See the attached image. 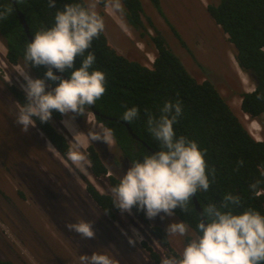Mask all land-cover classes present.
Returning a JSON list of instances; mask_svg holds the SVG:
<instances>
[{"label": "trees", "instance_id": "1", "mask_svg": "<svg viewBox=\"0 0 264 264\" xmlns=\"http://www.w3.org/2000/svg\"><path fill=\"white\" fill-rule=\"evenodd\" d=\"M0 0V39L2 40L9 65H23L34 79H44L47 69L44 66L28 64L24 59L26 45L29 43L17 18L20 12L28 27L32 39L35 33L54 24L57 11H63L65 5L79 4L87 8L84 0H54V7L49 6V0ZM155 10L163 16L159 0H149ZM122 16L126 24L135 31H142V6L140 0H120ZM11 8V12L6 10ZM206 11L213 22L227 35L229 43L235 51V61L238 67L250 74L256 81L251 92L240 95V110L251 119L264 118V0H217L209 4ZM175 36L178 35L174 32ZM156 55L151 67H146L138 61L125 58L112 48L103 32L92 41V46L85 52L95 54L96 61L91 70H99L105 74L106 91L93 105L96 122L113 132L115 145L124 159L142 161L145 154L159 151L160 145L148 131L147 109L154 117H159L160 109L166 101L181 102L182 114L173 125L176 136H185L195 141L200 149L206 152L205 160L209 169L215 170V177H209L211 184L208 191H198L194 196L202 212L208 203L220 204L227 193L241 198V207L237 213L252 208L264 215V141H256L233 113L228 103L219 94L215 86L208 80L198 82L185 70L180 60L168 48L164 39L154 31L151 37ZM84 57H76L72 69L61 73L69 78L71 72L81 66ZM54 74V73H53ZM50 89L58 85V81H45ZM11 92L20 105L26 103L25 93L11 87ZM48 91V89H46ZM139 109V118L132 122L122 119L126 109ZM91 112L87 106L85 111L76 115L82 117ZM61 114L53 111L50 121L41 123L33 117L36 127L49 141L58 154L65 158L70 149L69 143L51 121L61 120ZM264 122V119H263ZM123 123H126L138 140L133 139ZM264 129V123L262 124ZM153 151V153L149 150ZM86 157L90 161L89 170L95 178L104 177L107 169L102 163L98 152L92 145L87 147ZM243 161V165L238 162ZM110 189L119 183V179L108 176ZM259 182L255 190L250 185ZM86 192L95 204L110 219L114 220L120 212L113 205L112 194L100 193L90 183L86 184ZM131 213L146 222L143 211L134 207ZM174 216L189 225L195 233L200 214L195 209L192 198L187 212L179 208L174 210ZM150 233L158 243L172 255H176L170 247L168 237L163 228L152 226ZM197 234V233H195ZM144 248L152 259L159 263L161 258L145 244ZM0 264H13L1 260Z\"/></svg>", "mask_w": 264, "mask_h": 264}, {"label": "rangeland", "instance_id": "2", "mask_svg": "<svg viewBox=\"0 0 264 264\" xmlns=\"http://www.w3.org/2000/svg\"><path fill=\"white\" fill-rule=\"evenodd\" d=\"M84 1L87 7L90 4L96 5L94 10L103 18L104 30L102 32L106 36L108 44L120 55L129 60L138 61L146 67H151L152 60L156 55L151 40L156 30L164 39L168 48L180 60L189 75L198 82L210 81L228 103L242 125L248 132L250 131L251 137L257 141H264V129L262 127L264 118L251 119L240 110V95L254 89V78L238 68L234 58L235 51L232 44L229 43L227 35L213 22L206 11V6L215 4L217 0H159L163 16L155 10L149 0H140L142 6L141 20L144 28L142 31H135L129 27L122 13L114 11L108 6L109 0ZM174 32L178 37L175 36ZM5 55L6 49L0 39V91L2 92L0 94L2 109V111L0 110V147L3 150L11 148L8 153L11 159L18 162L20 166L23 164L21 162H26L24 157L20 156V150H24V140L28 144L32 141V144L39 145L45 152L37 151V155L27 154V159L31 161V164L38 169L39 173H43L41 174L42 179L39 178L36 182L33 180L25 182L23 178L17 176V171L13 173L12 177L7 173L8 171L0 167V259H9L17 264H19V261L23 264H40L37 258H41L32 248V245L36 246L38 242L35 237L33 239L23 229L25 218L27 220L29 218L33 228L39 231L42 237H40L41 240H50L49 235H52V240L58 245H56L55 251L63 262L64 260L66 263L69 262L67 264H80V255L77 254V251L81 255H90L92 253L91 249L93 252L109 254L117 261V264H154L149 259L143 244L153 249L162 259L172 255L159 246L156 239L149 233V228L159 226L166 232L169 223L180 222L174 215L172 217L165 216L163 219L160 216L151 220L146 218V222H142L131 212L120 211L116 218L110 221L94 207L95 205L89 201V197L88 201L90 203L88 204L79 195L82 193L81 195L87 199V195H85L87 183L93 185L100 193L111 194L107 177L113 176L120 179L130 167V163L123 158L112 139L107 143L89 142L87 133L89 131L100 132L102 126L96 122L91 112L84 113L82 117H77L75 114H70L69 117L61 116L60 121L51 122L64 135L70 148L72 144L78 143L79 150L85 155L89 145L95 148L107 169V174L98 179L91 175L89 164L84 165L82 170L67 157L59 156L35 126L30 127L27 133H24L18 126L17 128L20 131L16 132L12 129L4 114H8L12 120L14 117L16 119L19 108L12 103L9 94L4 92L2 85H15L22 90L25 82L20 73L26 71L31 78L33 77L25 66L21 64L9 65L5 60ZM236 69L243 73L247 82L246 85L241 82L242 79L238 76ZM46 89L48 91L52 90L48 87ZM241 116L248 117L249 121ZM19 127L21 126L19 125ZM12 144L16 145L17 149H14V146L11 147ZM0 157L5 166L12 164L4 153L0 152ZM40 157L44 158L43 162ZM27 164L30 166L29 163ZM18 181L24 186H21ZM63 183H66V185ZM18 191H23L24 199L17 195ZM40 192L59 193L70 206L68 216L62 218L63 223H75L81 219L92 222L95 239H83L72 231H69L70 234L66 235L65 230L59 225H57V228L60 232L70 238L71 242L68 241L70 245L67 242L64 243L58 235L53 236L50 231L51 227L50 229L46 227L47 223L37 213L38 207L35 205V199L38 198ZM73 194H76L75 197ZM76 197L78 199H75ZM53 198L54 205H50V208L54 210L62 209L63 207L57 198L55 199V196ZM8 202L16 205L17 210L21 213L17 215ZM79 203H84L83 210L79 209ZM91 205L102 218V220H99L96 217L97 223H95L94 215H90L91 212L94 213ZM42 207L48 212L46 206L42 205ZM71 210L76 213V216L72 214ZM160 215L163 216V213ZM194 234L192 230H189L186 237L167 234L173 252L179 256L183 246ZM129 241L134 243L130 244ZM37 249L38 253H44L40 247ZM161 261L157 264H161Z\"/></svg>", "mask_w": 264, "mask_h": 264}, {"label": "clouds", "instance_id": "3", "mask_svg": "<svg viewBox=\"0 0 264 264\" xmlns=\"http://www.w3.org/2000/svg\"><path fill=\"white\" fill-rule=\"evenodd\" d=\"M49 6L54 7V0H49ZM108 6L114 11H123L120 0H109ZM95 7V4L87 8L79 4L65 5L63 11L56 12L54 24L37 31L26 45L25 61L33 67L44 66L47 71L44 79H33L26 71L20 73L25 82L22 90L26 103L21 105L15 122L24 133L35 126L33 117L47 123L53 111L66 117L80 115L104 95L105 74L99 70L90 71L96 61L94 53L88 52L85 56L92 41L104 30L103 18ZM6 11L10 13L11 8ZM2 18L4 14L0 13ZM76 57L84 58L68 79L53 74V69L59 73L72 69ZM46 80L59 83L46 91ZM145 114L148 131L159 142V151L145 154L142 161H131L119 183L110 189L113 205L128 213L135 207L149 220L157 216L161 219L172 217L177 208L187 212L191 198L198 191H208L209 177L214 179L215 170L208 168L204 158L206 152L195 141L176 136L173 125L182 114L179 100L166 101L159 117H154L147 109ZM138 118L139 109L135 106L126 109L122 116L129 123ZM112 138V130L103 126L100 132L87 133L89 142L107 143ZM79 147L78 143L72 144L67 158L83 170L90 161ZM243 163L238 162L239 165ZM258 183L250 185V189L255 190ZM240 207L241 198L232 193L225 194L219 205L208 203L196 224L197 234L188 239L179 256H166L161 264H264V215L252 208L237 213L235 209ZM65 227L83 239H95L92 222L81 219ZM189 230V225L183 221L172 222L167 225L166 233L186 237ZM79 260L80 264H117L109 254L100 252L80 255Z\"/></svg>", "mask_w": 264, "mask_h": 264}, {"label": "flooded vegetation", "instance_id": "4", "mask_svg": "<svg viewBox=\"0 0 264 264\" xmlns=\"http://www.w3.org/2000/svg\"><path fill=\"white\" fill-rule=\"evenodd\" d=\"M209 5V4H208ZM207 7V6H206ZM2 87H3V90H4V92L6 93V94H9V96H10V99H11V101H12V103L13 104H15L19 109H20V105L17 103V101L15 100V98H14V96H13V94H12V92H11V87H14V88H18L17 86H15V85H10V86H6V85H2ZM19 89V88H18ZM21 90V89H20ZM23 91V90H22ZM24 92V91H23ZM0 94H2V92L0 91ZM0 110L2 111V109H1V101H0ZM9 114H11V113H9ZM4 116H5V118L8 120V123H9V125L12 127V129L14 130V131H20V129H21V127H19V125L15 122V117L13 118V120H12V118H9V116H8V114H4ZM17 126H18V128H20L19 130H18V128H17ZM35 128H37L36 127V125H35ZM38 129V128H37ZM39 130V129H38ZM40 131V130H39ZM44 136V135H43ZM45 138V137H44ZM45 140L46 141H48L46 138H45ZM24 142H25V144H23V147H24V150H20V156H23L24 157V159L26 160V162L24 163V162H21V163H23L21 166L18 164V162H16V161H14V160H12L11 159V156H10V154L8 153V152H10L11 151V148H7L8 150H3L1 147H0V152H2V153H4V155H5V157L12 163L11 165H8V166H5L4 165V163L2 162V159H1V157H0V167H2V169H4V170H6V171H8L7 173H9L11 176L13 175V173H16V171H17V176L18 177H20V178H23V180L25 181V182H30L31 180H33L34 182H36L37 181V179H42V175L41 174H43V173H39L38 172V169H36L35 168V166H33L32 164H31V161H29L28 159H27V154H36L37 153V151L39 152V151H44V150H42L43 148H41L39 145H34V144H32V141H30L29 142V144H28V142L26 141V140H24ZM48 143H49V141H48ZM49 145H51L50 143H49ZM14 146V144H12V146L11 147H13ZM16 146V145H15ZM13 147L14 149H17V146L16 147ZM52 146V145H51ZM52 148H53V146H52ZM54 149V148H53ZM55 150V149H54ZM16 151V150H15ZM56 151V150H55ZM45 152V151H44ZM57 152V151H56ZM58 153V152H57ZM37 155V154H36ZM59 155V154H58ZM60 156V155H59ZM41 158V161L43 162V157H40ZM18 160V159H17ZM27 163H29L30 164V166L27 164ZM92 175V174H91ZM93 176V175H92ZM13 177V176H12ZM94 177V176H93ZM15 179H16V177H14ZM95 178V177H94ZM96 179H98V178H96ZM17 180V179H16ZM18 183L21 185V186H24L20 181H18ZM107 183H108V181H107ZM64 185H66V183H63ZM93 186V185H92ZM94 187V186H93ZM95 188V187H94ZM96 189V188H95ZM97 190V189H96ZM98 191V190H97ZM52 193V194H51ZM49 192V193H45V192H40L39 193V195H38V200L37 199H35V205L38 207L37 208V213L40 215V217L47 223V225H46V227H48L49 229H50V227H51V229H50V231H51V233L53 234V236L54 235H58L60 238H61V240L64 242V243H69V245H70V238L68 237H66V236H64L61 232H60V230L57 228V225H59L60 227H62L64 230H65V233H67L66 235H68V234H70V232H69V230H67L66 229V227H65V224H67V223H63V219L62 218H64V217H67L68 216V214H69V209L68 208H70V206L68 205V203H66L64 200L65 199H63L62 197H61V195L59 194V193H57V192ZM80 193V192H79ZM82 193H80L79 195L84 199V201H85V203H87L88 202V204L90 203L89 201H91V203H93L95 206V208L97 209V210H99L101 213H103V211L95 204V202L90 198V196L88 195V193L86 192V187H85V195H87V199H86V197H83V195H81ZM104 194V193H103ZM109 194V193H108ZM17 195L21 198V199H24L25 198V195L23 194V191H18L17 192ZM52 195H54L55 196V199L57 198V200H58V202L61 204V206L63 207L62 209H57V210H54L53 208L51 209L50 208V205H54V196H52ZM75 195L76 194H73V196L75 197ZM88 197H89V201H88ZM75 199H78L77 197L75 198ZM40 200V201H39ZM7 201V200H6ZM10 205H11V207H12V209L14 210V211H16V214L18 215V214H20L21 212H19V210H17V208H16V205H14L12 202H8ZM42 205H44V206H46V208H47V211L48 212H46L45 210H44V208L42 207ZM92 206V205H91ZM93 207V206H92ZM92 208V210H93V212L94 213H90V215L92 216V214L94 215V218H95V223H97V218L96 217H98L99 218V220H102V218L100 217V215L98 214V211L95 209V208ZM79 209L80 210H83L84 209V203L83 204H80L79 203ZM73 213L72 214H74V216H76V213L73 211V210H71ZM87 211H88V209H87ZM104 214V213H103ZM105 215V214H104ZM105 217L108 219V220H110L106 215H105ZM115 218H116V216H115ZM139 219V218H138ZM23 220V219H22ZM24 230H25V232H27L30 236H32V238L34 239V237H35V240L38 242V244L35 246V245H32V248L35 250V252L38 254V256L41 258V259H39V258H37L38 259V262L40 263V264H67V263H69V262H65V260H64V262L62 261V259H61V257L59 256V254H57V252L55 251V249H56V243L54 242V240H52V235L50 234L49 235V238H50V240L49 239H47V241H44V240H41V236H40V233H39V231L38 230H35L34 228H33V226L31 225V223H30V221H29V218H28V220L25 218L24 220ZM110 221H113V220H110ZM143 222V221H142ZM23 223V222H22ZM151 228V227H150ZM150 228H149V233H150ZM47 233H48V231H46ZM45 234V233H44ZM151 234V233H150ZM74 235V234H73ZM152 235V234H151ZM153 236V235H152ZM41 237V238H40ZM38 239V240H37ZM68 241H70V242H68ZM157 241V240H156ZM22 243V242H21ZM157 243H158V241H157ZM159 244V243H158ZM58 246V245H57ZM159 246H161L160 244H159ZM24 248H25V246H23ZM38 247H40V249H42L43 251H44V253H45V255H44V253H43V251H42V253L43 254H40V253H38ZM143 247H144V245H143ZM162 247V246H161ZM163 248V247H162ZM145 250H146V248H144ZM75 251H77L76 249H74ZM153 250V249H152ZM147 251V250H146ZM154 251V250H153ZM91 252H93V250L91 249ZM155 252V251H154ZM77 254L78 255H81V253H79L78 251H77ZM147 254H148V256H149V259L152 261V263H154V264H157L153 259H152V257L150 256V254H149V252L147 251ZM158 254V253H157ZM176 254V253H175ZM63 255V254H62ZM159 255V254H158ZM64 256V255H63ZM160 256V255H159ZM63 258V257H62ZM160 258H161V256H160ZM1 260H7V261H10V262H12L13 264H17V263H15L14 261H12V260H9V259H1ZM161 260H162V258H161ZM55 261V262H54ZM19 264H23V263H21L20 261L18 262ZM72 264V263H71Z\"/></svg>", "mask_w": 264, "mask_h": 264}, {"label": "water", "instance_id": "5", "mask_svg": "<svg viewBox=\"0 0 264 264\" xmlns=\"http://www.w3.org/2000/svg\"><path fill=\"white\" fill-rule=\"evenodd\" d=\"M9 1L14 4V1L13 0H9ZM17 18H18V22H19L20 26L22 27V29H23V31H24V33H25L28 41L31 42L32 37L29 34V30H28V27H27V25L25 23L24 17H23V15L20 12H17ZM53 73H54V75L60 76L62 79H68L65 76H63L61 73L57 72L55 69H53ZM254 81H255V79H254ZM255 83H256V81H255ZM89 107H90V110H91V113L93 114V116L94 117L98 116V113L92 110L93 109V105L92 106H89ZM123 124H124V126H125L128 134L133 139L138 140L137 136L132 133V130L130 129V127L126 123H123ZM149 150L153 153V151L150 148H149ZM192 201L194 203L195 209L199 212V214H201V210L199 208V205H198V203L196 201L195 196L192 197ZM200 219H201V216H200Z\"/></svg>", "mask_w": 264, "mask_h": 264}, {"label": "bare ground", "instance_id": "6", "mask_svg": "<svg viewBox=\"0 0 264 264\" xmlns=\"http://www.w3.org/2000/svg\"><path fill=\"white\" fill-rule=\"evenodd\" d=\"M110 14H111V11H110ZM109 14V15H110ZM113 15V14H112ZM114 16V15H113ZM113 18V17H112ZM118 22V21H117ZM116 22V23H117ZM235 65V64H234ZM236 71H237V74H238V76L242 79L241 80V82L243 83V84H247V82H246V79H245V77H244V75H243V73L242 72H240L238 69H236ZM238 101V100H237ZM234 102V101H233ZM239 102V101H238ZM237 102V103H238ZM236 111V110H235ZM239 114H240V112H239ZM239 116V115H238ZM241 117H243V116H241ZM243 118H245V119H247L248 121H249V118L248 117H246V116H244ZM247 122V121H246ZM249 127V126H248ZM252 128V127H251ZM254 129V128H253ZM256 129H257V127H256ZM255 130V129H254ZM260 130V129H259ZM248 131V130H247ZM250 132V131H249ZM260 132V131H259ZM254 139V138H253ZM257 139V138H256ZM102 186V185H101Z\"/></svg>", "mask_w": 264, "mask_h": 264}]
</instances>
